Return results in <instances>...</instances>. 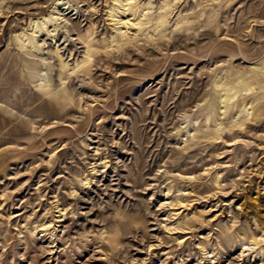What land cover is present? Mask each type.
<instances>
[{
  "label": "rangeland",
  "instance_id": "rangeland-1",
  "mask_svg": "<svg viewBox=\"0 0 264 264\" xmlns=\"http://www.w3.org/2000/svg\"><path fill=\"white\" fill-rule=\"evenodd\" d=\"M0 264H264V0H0Z\"/></svg>",
  "mask_w": 264,
  "mask_h": 264
}]
</instances>
